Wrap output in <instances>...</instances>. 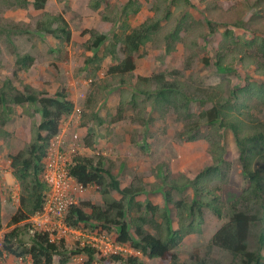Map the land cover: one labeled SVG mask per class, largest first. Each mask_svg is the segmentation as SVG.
<instances>
[{
    "label": "rangeland",
    "instance_id": "rangeland-1",
    "mask_svg": "<svg viewBox=\"0 0 264 264\" xmlns=\"http://www.w3.org/2000/svg\"><path fill=\"white\" fill-rule=\"evenodd\" d=\"M127 1L108 0L111 7L113 5L123 6ZM139 1L142 3L141 11L136 15L131 14L129 20L130 24L134 26L152 17L154 15L153 7L157 3L156 0ZM173 3V1L169 3L173 14L168 21H163L164 25L168 23L173 25L183 13L190 14L192 17L189 24L194 29L188 30L187 43H190L193 38H195L193 43H196L189 47L184 44V39L183 42L177 44L173 53L166 55L162 34L158 33L152 41L147 42L136 53V68L139 71L151 76L154 73H168L176 69L179 71L177 77L189 84V92L194 95L201 91L204 94L207 92L206 88L219 83L224 84L227 96L233 88L244 86L247 82L264 84V75L259 72V66L264 67V54L255 37H264V0H191L192 5L183 6L181 13ZM105 7L106 4L96 10L91 7L90 0H48L45 10L62 13L68 22L70 19L74 25H77L74 28L77 31L76 38H79L78 32L81 30L80 36L83 41L82 39L75 41L71 39L74 44L71 42L65 44L64 41L51 34L40 33L41 36H39V32H35V29L26 27V30H31L34 38L31 43H27V40H23L22 43L28 48L36 43L43 55L28 70L22 69L21 64L16 62L15 54L11 52L15 42L9 43L6 35L1 34L0 90L6 78L13 83L11 89L13 93H16V90L24 91L26 85L37 91H47L51 95L65 89L68 98L75 104L74 111L62 119L60 133L54 137L55 139H52L55 145H51V148L48 149L46 159L50 154L54 156L57 150L65 153L68 158L69 156L74 158L79 154L96 156L95 154L99 152L106 156V166L112 165L110 169L121 181V186L131 183L143 184L147 194L146 199H149L153 204L167 205L170 208L173 227L178 228L177 210L174 204L166 203L163 195L164 190L169 189L170 185L167 183L165 187L163 181L166 177L169 181V177L178 178L182 174L193 177L197 173L201 168V163L207 161L206 152L209 150V144L206 136L211 135L213 129L207 123L199 120L198 114L204 107L198 102L191 106V116L164 103H150L148 100L149 103H143L146 97L143 94H138L135 87L138 78L137 71L136 73L134 71V75H131L125 83L105 84L104 80L109 77L110 66L118 64V61L111 57L110 60L113 63L110 61L105 67L101 63L98 67V64L89 61V58L94 55V50H89L85 46L88 42L86 38H90V34L85 33V30L92 28L106 30V25L102 24L101 16ZM42 12V10L35 9L33 4H29L27 7L10 6L7 4V0H0V18L2 19L9 18L32 23ZM79 15H82L81 24L78 21ZM83 26L87 29H83ZM168 27L166 28L168 29ZM227 30H231L232 33L226 34ZM17 40L19 42L18 37ZM59 45H62L64 49L62 55L68 54V58L61 60L56 57L55 60H52L44 56L47 49ZM69 46L81 49L74 53L71 62H69ZM104 47L99 49V54L102 55ZM221 57L225 64L234 66L236 71L231 73L219 71L215 62ZM204 58L210 60L211 64H205ZM175 76L168 75L167 77L169 81H172ZM134 93L138 95L136 106L131 102ZM91 98L94 101H91ZM121 98L125 99L122 108ZM13 106L15 109L13 116L3 125V129L8 134L0 137V221L3 226L8 224L20 201L21 189L19 182L12 175L10 155L17 153L26 145L33 121H36L37 126L41 121L40 113L33 104L25 105L28 111L20 105ZM224 108L229 114L238 115L247 122L257 119L254 121L255 124H248L249 128L254 127L259 121H264V102L261 103L252 97L246 98L243 92H238L235 97H232ZM95 114L103 119L101 124L98 123V117L95 118ZM0 117L3 118L2 115ZM198 121H200V126L197 124ZM0 125L2 124L0 123ZM188 125L198 136L196 140H188L182 136ZM222 131L229 154L225 156L226 162L221 165L219 178L214 180L210 187H219L220 190L217 193L220 194L223 201L224 217H228L233 210L232 203L239 199L240 194L249 184V180L241 172L243 170L242 162L233 131L229 127H223ZM75 132L79 134L78 138H74ZM58 136L62 139L60 145L57 142ZM260 162L263 160H255V166H259ZM159 166L162 167L161 171L158 170ZM160 185L162 188L158 191L155 190ZM172 193L175 200H191L194 195V191L190 187L183 191L173 190ZM76 196L77 204L83 200L103 203L102 195L96 185L84 186V189L80 190ZM115 196L119 198L120 194L115 192ZM46 197L47 194L45 200ZM141 197L143 196L141 195ZM260 201H264V195ZM136 213L137 211L133 210L130 215ZM129 219L127 220L129 221ZM148 219L147 229L155 234L154 224L160 223L162 217L156 214L149 215ZM223 222L224 220L219 221L213 217L206 226V232L189 234L180 243L173 246V251L177 253L179 261L191 262L195 250H199L201 256H205L210 263L233 264L234 255L225 249L214 247L210 241ZM30 223L34 225L35 230L37 228L46 230L49 227L50 235L53 238H65L70 256L67 264H85L88 259L87 255L71 253L83 247L81 244L83 238L78 239L73 233L65 236L64 233H59L58 228L44 224L41 220H39L41 225L38 226L33 221V217ZM93 224H95L92 226L93 228L91 226L83 228L89 230L86 232L94 233L100 229L101 225L97 222ZM83 225L84 223H82ZM261 229L262 223L260 222L252 225L248 240L250 250L258 249L257 240ZM107 231L108 237L113 239L115 231L109 229ZM2 233L3 231L0 230V245L3 240ZM24 236L28 238L27 235ZM126 248L129 250L123 251L122 259L113 260L110 264H126L128 256L137 254V250L128 243ZM114 254L100 252L97 256L110 257ZM137 256L144 261V264H158L156 259H150L141 253ZM0 264H33V262L27 255L24 258L5 255L0 258ZM54 264H59L57 258ZM160 264L165 263L161 262Z\"/></svg>",
    "mask_w": 264,
    "mask_h": 264
},
{
    "label": "trees",
    "instance_id": "trees-1",
    "mask_svg": "<svg viewBox=\"0 0 264 264\" xmlns=\"http://www.w3.org/2000/svg\"><path fill=\"white\" fill-rule=\"evenodd\" d=\"M8 1L7 4L10 6L27 7L33 4L35 9L43 11L32 23L0 18V35L5 34L9 43L15 42L11 52L15 54L16 62L21 64L22 69H30L38 58L43 56L36 43L29 48L22 43L23 40L31 43L34 38L31 30H26V27L35 29V32H39V36H41L40 33H47L64 41L65 44L71 42L72 30L68 20L62 13L45 10L48 0H11L12 3ZM156 1L153 7L154 15L134 26L129 20L131 14L136 15L141 11L142 3L139 0H128L123 6L113 5V7L110 6L111 3L108 0H90L91 7L96 10L106 4L105 11L101 14L102 24L106 25V30L93 28L85 30V33L90 34L85 46L89 50H94V55L89 58V61L98 64V67L107 56L118 61V64L110 66L109 77L104 80L105 84H122L134 75L137 67L136 53L147 42L152 41L158 33L162 34L166 55L173 53L177 44L183 42L184 39L185 45L189 47L195 45L196 42L193 43L195 38L187 43V32L191 28L194 29L189 24L192 17L190 14L183 13L173 25L163 23V21H168L173 14L169 6L170 2L173 1V4L177 6L176 9L181 13L183 6L192 5L191 0ZM165 26H169L168 29ZM162 30L165 32L163 33ZM110 31H112L111 34H108ZM225 33L231 34L232 32L227 30ZM255 37L264 54V37ZM102 46L104 50L101 55L98 51ZM63 50L62 45H59L47 49L44 56L52 60L56 57L61 60L68 58V54L62 55ZM204 61L207 65L211 64L207 58H204ZM215 65L221 72L236 71L234 66L225 64L222 57L216 60ZM259 70L264 75V67L259 66ZM168 75L176 76L169 81ZM178 75L179 71L176 69L168 73H154L151 76L138 75L135 84L136 92L146 97V101L143 100L145 104L164 103L189 116L192 113L193 103L202 104L204 108L199 112L198 118L213 129L211 135L206 136L209 144V150L206 152L207 161L201 163V168L197 173L193 177L185 174L178 178L169 177V181L166 177L163 181L165 187L167 183L170 185L169 189L164 190L163 195L166 203L174 204L177 210L178 228L173 227L170 208L167 205L160 206L146 199L147 194L143 184L131 183L122 187L121 181L110 169L112 165L107 167L106 156L99 152L95 154L96 156L76 155L69 168L71 175L83 186L96 185L98 187L103 203L83 200L80 204L72 205L67 212L66 222L70 227L77 229L82 227V223L85 227L93 228L92 226H95L93 223L97 222L106 231L108 229L115 231V236L112 237L116 241L128 243L135 250L140 251L143 256L156 259L158 264L161 262L165 264H220L210 263L205 256H201L199 250H195L191 262H180L177 253L173 251V246L180 243L185 236L206 232V226L213 217H216L224 222L210 239L214 247L232 253L235 257L233 264H264V201H260L264 195V121H259L254 127L249 128L248 124H255L254 121L257 119L247 122L238 115L229 114L224 108L238 92L245 93L246 98L252 97L261 103L264 102V84L247 82L244 86L233 88L227 96L224 84L219 83L206 88L207 92L204 94L200 90L199 94L194 95L189 92V84L177 77ZM12 88V81L8 78L4 79V85L0 90V115L3 116V118L0 117L2 124L0 125V137L8 134L3 129V125L15 112L13 105H20L28 111L25 105L33 104L40 113L41 121L38 126L36 121H33L26 145L17 153L10 155L12 175L19 182L21 189L20 201L8 224L3 226L0 221V230L3 231L0 258L5 255L24 258L27 255L31 257L33 264H54L56 258L59 264H67L70 256L66 240L64 238L52 239L47 230H35L30 220L33 215L42 211L45 196L49 190L42 174L51 141L59 133L62 119L74 111L75 104L68 98L65 89L51 95L47 91L34 90L29 85L25 86L24 91L16 90V93L12 92ZM137 97V93H134L131 102L135 106L138 104ZM91 99L94 101L93 98ZM124 101L125 99L121 100V108ZM97 117L95 114V118ZM97 119L99 124L103 122L101 117ZM200 121L197 122L198 126H200ZM223 127H229L234 133L242 162L241 172L249 180V184L244 188L239 199L232 203L233 210L228 217H224L223 201L217 193L220 190L219 187H210V184L219 178L221 165L226 162L225 156L229 154L223 138ZM182 136L188 140L198 138L190 125L186 127ZM255 160H263V162L255 166ZM161 168L159 166L158 170L161 171ZM189 187L194 191L191 200H175L173 190L183 191ZM157 188L155 190L158 191L162 187L160 185ZM115 192L120 194L119 198L115 196ZM239 203L240 206H238ZM133 210L137 213L130 215ZM156 214L161 215L162 220L154 224L156 229L154 234L147 229V224L148 216ZM128 218H130L129 221ZM258 222L262 223L257 240L259 247L257 250H250L248 240L251 227ZM71 253H85L88 257L85 264H110L113 260L122 259L120 254L98 257L97 250L90 246L79 248ZM126 264H144V261L139 256L130 255L126 258Z\"/></svg>",
    "mask_w": 264,
    "mask_h": 264
},
{
    "label": "built area",
    "instance_id": "built-area-1",
    "mask_svg": "<svg viewBox=\"0 0 264 264\" xmlns=\"http://www.w3.org/2000/svg\"><path fill=\"white\" fill-rule=\"evenodd\" d=\"M78 136L77 133L74 134V138H78ZM58 143L61 144L60 141ZM73 151H75V148H73ZM49 158L50 160L46 162L42 174L49 190L42 211L33 215V221L38 226L41 225L39 220L44 224L53 225V228H58L59 233L62 232L65 236L73 233L76 238H83L82 245L88 244L105 254L109 252L120 253L127 250L124 244L110 239L107 231L103 229L91 233L81 229H72L68 225L66 214L72 205L77 204L76 194L84 189V186L70 173L69 167L72 162L70 156L68 158L65 153L57 150L56 154L54 156L50 154ZM46 230L50 231L49 227Z\"/></svg>",
    "mask_w": 264,
    "mask_h": 264
},
{
    "label": "crops",
    "instance_id": "crops-1",
    "mask_svg": "<svg viewBox=\"0 0 264 264\" xmlns=\"http://www.w3.org/2000/svg\"><path fill=\"white\" fill-rule=\"evenodd\" d=\"M65 18H66V17H65ZM78 21H80V24L82 23V15H79V16H78ZM69 25H70V28H71V30H72V41H75V40H78V39H82V41H83V38L80 36L81 33H82L81 30L78 32L79 38H76L77 31H76V29H74V28H76L77 25H74L70 19H69ZM83 29H87V27L83 26ZM93 29H94V28H93ZM90 30H91V29H90ZM86 39H89V37L86 38ZM71 44H74V42H71ZM79 50L81 51V49H77V47H73V48H71V47L69 46V62H71V60L74 58V53H76V52L79 51ZM87 52H90V51H87ZM110 59H111V56H107V57H105V59H104L103 62H102L103 67H105V66L108 65L107 63L111 61ZM111 63H113V62L111 61ZM136 71H137V73H138L137 75H141V76H149V74H146V73L142 72L141 70L139 71L138 68L135 69V73H136ZM127 186H128V185H127ZM122 187H126V186H122Z\"/></svg>",
    "mask_w": 264,
    "mask_h": 264
},
{
    "label": "clouds",
    "instance_id": "clouds-1",
    "mask_svg": "<svg viewBox=\"0 0 264 264\" xmlns=\"http://www.w3.org/2000/svg\"><path fill=\"white\" fill-rule=\"evenodd\" d=\"M61 125V124H60ZM59 133H60V131H59ZM59 133L57 134V135H59ZM75 134H76V132H75ZM78 134V133H77ZM56 135V136H57ZM79 135V134H78ZM60 136H58L57 137V139H59V140H57V142H62V139H60L59 138ZM55 139V138H54ZM51 145H55V143H53V140L51 141V144H50V147L49 148H51ZM50 156V155H49ZM49 156H48V158L46 159V162H47V160L49 159ZM70 159H71V164H70V166L73 164V158L70 156ZM70 169V168H69ZM70 209V208H69ZM67 215V214H66ZM83 227H85L84 225L81 227V228H78V229H81V230H84V231H89V230H87V229H85V228H88V227H85V228H83ZM72 229H77V228H72ZM100 229H103L102 227H100ZM103 230H105V229H103ZM106 231V230H105ZM50 232V231H49ZM91 232V231H90ZM108 233V232H107ZM50 234H51V232H50ZM49 234V235H50ZM109 235V234H108ZM51 236V235H50ZM52 237V236H51ZM62 238H64V237H62ZM52 239H55L56 240V238H53L52 237ZM58 239H60V238H57V240ZM65 239V238H64ZM111 239V238H110ZM113 240L115 241V242H117V243H121V242H119V241H116L114 238H113ZM121 244H124V246H125V248H126V245H127V243H121ZM85 246H89L88 244L87 245H83V247H85ZM91 247V246H90ZM82 248V247H81ZM127 249V248H126ZM127 250H129V249H127ZM131 251V250H130ZM101 251H98L97 250V255L100 253ZM103 253V252H102ZM123 253V251L122 252H120V253H115V254H122ZM141 252L140 251H137V254H132L133 256H137L138 254H140ZM85 254V253H84ZM103 254H105V253H103ZM142 254V253H141ZM86 255V254H85Z\"/></svg>",
    "mask_w": 264,
    "mask_h": 264
}]
</instances>
